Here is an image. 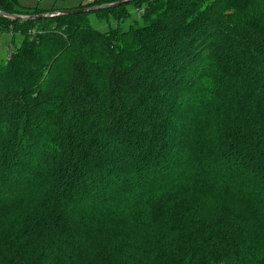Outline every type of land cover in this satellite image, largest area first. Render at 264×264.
<instances>
[{
  "label": "trees",
  "instance_id": "trees-1",
  "mask_svg": "<svg viewBox=\"0 0 264 264\" xmlns=\"http://www.w3.org/2000/svg\"><path fill=\"white\" fill-rule=\"evenodd\" d=\"M0 26V264H264V0Z\"/></svg>",
  "mask_w": 264,
  "mask_h": 264
},
{
  "label": "rangeland",
  "instance_id": "rangeland-1",
  "mask_svg": "<svg viewBox=\"0 0 264 264\" xmlns=\"http://www.w3.org/2000/svg\"><path fill=\"white\" fill-rule=\"evenodd\" d=\"M89 0H17L18 7L22 8H40V9H49L52 6L54 7H62V8H71L75 7L78 4L87 3ZM91 23L98 27L99 29L103 30L107 27V25L104 23L106 22V19L103 17L101 18H95L94 16H90ZM116 23L112 19L109 21V26H115ZM13 39V41H12ZM23 36L21 34H14L11 31L3 30L0 26V61L4 60L5 57H7V54H9V49L12 46H18L20 42L22 41Z\"/></svg>",
  "mask_w": 264,
  "mask_h": 264
},
{
  "label": "water",
  "instance_id": "water-1",
  "mask_svg": "<svg viewBox=\"0 0 264 264\" xmlns=\"http://www.w3.org/2000/svg\"><path fill=\"white\" fill-rule=\"evenodd\" d=\"M133 0H122L119 2L109 3V4H103L99 6H92L89 8L84 9H74V10H60V11H54L50 13H42V14H34V15H16V14H9L6 12L0 11V16L10 19V20H19V21H32V20H39L42 18H49L57 15H67V14H75L79 12H88V11H94V10H100V9H106L115 7L119 4H125L128 2H131Z\"/></svg>",
  "mask_w": 264,
  "mask_h": 264
},
{
  "label": "built area",
  "instance_id": "built-area-1",
  "mask_svg": "<svg viewBox=\"0 0 264 264\" xmlns=\"http://www.w3.org/2000/svg\"><path fill=\"white\" fill-rule=\"evenodd\" d=\"M89 1H93V0H89Z\"/></svg>",
  "mask_w": 264,
  "mask_h": 264
}]
</instances>
